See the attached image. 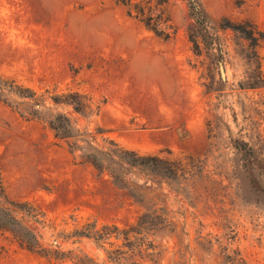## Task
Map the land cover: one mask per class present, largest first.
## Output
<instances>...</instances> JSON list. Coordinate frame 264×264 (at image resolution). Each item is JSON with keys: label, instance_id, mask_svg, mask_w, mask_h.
Returning a JSON list of instances; mask_svg holds the SVG:
<instances>
[{"label": "rangeland", "instance_id": "1", "mask_svg": "<svg viewBox=\"0 0 264 264\" xmlns=\"http://www.w3.org/2000/svg\"><path fill=\"white\" fill-rule=\"evenodd\" d=\"M132 2L169 37L116 0H0V205L15 218L0 264H264V38L256 57L219 28L264 32V0ZM197 5L210 22L196 51ZM71 92L82 113L52 100ZM57 113L177 177L107 157L98 170L55 136Z\"/></svg>", "mask_w": 264, "mask_h": 264}, {"label": "trees", "instance_id": "2", "mask_svg": "<svg viewBox=\"0 0 264 264\" xmlns=\"http://www.w3.org/2000/svg\"><path fill=\"white\" fill-rule=\"evenodd\" d=\"M121 4L127 7V14L129 16H134L139 18L143 24L151 29L156 35L163 36L165 38L169 37V34L160 29L158 24L159 21L154 24L150 23V15L147 14L144 7L138 6V4H134L132 0H116ZM134 12V14H133ZM192 18L195 21V28L201 32L196 34H190V41L193 44L194 49L197 51L199 49V43L197 41V37H201L202 40H205L208 37L207 32L203 26H206L210 20L204 10L199 6H193V14ZM220 29H231L234 32L240 34V36L246 40L249 48L254 52L255 56L257 55V48L261 40L264 38V32L257 30L256 27L250 22L245 23H235L226 18H224L219 23ZM263 80L253 81L250 83V87H255L260 85ZM14 87V86H12ZM15 90L20 94H23L25 97H32L33 92L27 88H19L15 87ZM52 100L54 103H64L73 107V109L77 112H83L85 109V104L81 100L80 95L76 92H71L64 96H53ZM49 126L54 130L55 136L60 139L69 140V146L72 151L81 150V158L84 161H88L92 163L95 168L98 170L104 169V164L102 162V158L107 157L109 162L118 161L130 166V167H140L144 170L150 172L151 174L160 175L166 178H176L178 175V166L175 162L171 160H167L158 155L153 154H139L134 150L126 149L119 146L117 143L113 142V140L108 139V143L111 145L106 151L100 150L98 147L93 145L94 135L91 132H86L84 130H79L75 128L72 124L71 119L64 113H57L48 121ZM243 147H246L247 144L245 142L241 143ZM248 147V146H247ZM248 159L255 158L254 152L252 148L248 147ZM115 164V163H114ZM112 168L110 169V176L115 183H120L121 176L120 174L114 172ZM15 222V218L12 216L10 211L6 208H2L0 205V228L8 229ZM107 226H104L99 234V237H105L108 235ZM30 240V239H29ZM29 240H26L25 245L29 249H33L34 245L31 244Z\"/></svg>", "mask_w": 264, "mask_h": 264}, {"label": "water", "instance_id": "3", "mask_svg": "<svg viewBox=\"0 0 264 264\" xmlns=\"http://www.w3.org/2000/svg\"><path fill=\"white\" fill-rule=\"evenodd\" d=\"M219 68H220L221 77L222 79H224V71L221 63H219Z\"/></svg>", "mask_w": 264, "mask_h": 264}]
</instances>
